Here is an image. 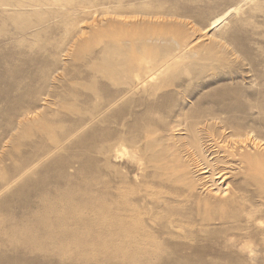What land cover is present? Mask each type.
<instances>
[{
	"label": "rangeland",
	"instance_id": "rangeland-1",
	"mask_svg": "<svg viewBox=\"0 0 264 264\" xmlns=\"http://www.w3.org/2000/svg\"><path fill=\"white\" fill-rule=\"evenodd\" d=\"M132 55L173 83L119 116ZM220 107L264 135V0H0V264H264L255 171L226 221L196 216L216 186L185 153L157 175L175 125Z\"/></svg>",
	"mask_w": 264,
	"mask_h": 264
},
{
	"label": "bare ground",
	"instance_id": "bare-ground-1",
	"mask_svg": "<svg viewBox=\"0 0 264 264\" xmlns=\"http://www.w3.org/2000/svg\"><path fill=\"white\" fill-rule=\"evenodd\" d=\"M221 19L222 17L213 19L211 26H215ZM167 62L151 66L147 65V61H143L135 55H132L125 62L122 70H120L127 80L124 81L126 87L122 89L124 97L122 95L121 100L118 101L120 102L119 116H123L132 105H141L139 103L147 102L149 107L159 106L160 108L162 106L158 102L152 104L151 96L159 95L158 98H164L169 93L164 89L171 86L173 82L167 77H160L162 73L160 68ZM158 78H162L161 82H156ZM138 90H140V93L143 91L146 94L145 100L136 98L135 95L139 93ZM114 103L116 104L117 102L115 101ZM229 112L230 110L225 107L209 111L198 110L189 119L187 117L175 125L186 136L179 137L173 145L167 144L164 146V144L156 153L158 176H164L170 181H182L187 174L186 170L182 168L184 163L181 160V154L185 153L192 161L194 168L201 174H207L204 177L208 178L211 185L216 186V189L210 186L211 189L208 190L211 193L209 197L214 199V203H211L213 201L210 202V199L198 202L199 210H197L196 216L200 218V221H226L231 217L228 210L238 202L241 189L240 183L230 181V178L234 175L236 165L240 166V168H249L252 173L255 171L256 176L252 174L251 181L256 185L258 189L257 196L264 206V140L259 138V136H264L263 132L253 125L237 121L234 115L226 117L223 115ZM146 117L148 118L149 115H146ZM112 143V149L120 150L125 144V138L120 136L115 143ZM254 167L257 169L254 170ZM189 187L192 190L196 188L193 184H190ZM209 202L214 206H211ZM262 208V217H264V207ZM250 218L254 222L258 220L253 212H250ZM174 225L177 228L179 227L176 223ZM257 227L264 232L263 221L258 223ZM255 244H258V242L255 241ZM180 247L178 244L174 247V250L178 251ZM191 248L195 250L194 254L200 257L201 250L193 246ZM251 249L256 248L253 247ZM180 262H183V259L175 258L172 261L167 260L166 263L177 264Z\"/></svg>",
	"mask_w": 264,
	"mask_h": 264
}]
</instances>
